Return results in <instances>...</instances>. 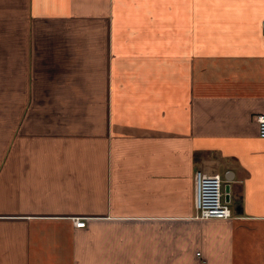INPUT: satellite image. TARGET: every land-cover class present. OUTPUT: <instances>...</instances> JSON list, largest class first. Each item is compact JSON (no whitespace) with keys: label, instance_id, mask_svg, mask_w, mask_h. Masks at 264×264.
<instances>
[{"label":"crops","instance_id":"obj_1","mask_svg":"<svg viewBox=\"0 0 264 264\" xmlns=\"http://www.w3.org/2000/svg\"><path fill=\"white\" fill-rule=\"evenodd\" d=\"M263 20L264 0H0V264H264ZM197 171L233 218L197 217Z\"/></svg>","mask_w":264,"mask_h":264},{"label":"built area","instance_id":"obj_2","mask_svg":"<svg viewBox=\"0 0 264 264\" xmlns=\"http://www.w3.org/2000/svg\"><path fill=\"white\" fill-rule=\"evenodd\" d=\"M262 33L264 35V20L262 22ZM258 133L264 139V113L257 116ZM194 205L199 219H230L233 212L230 201L227 200V193L224 181L219 174L208 175L202 171L195 173L194 183ZM84 220L75 221L76 227H84ZM200 255V253H197Z\"/></svg>","mask_w":264,"mask_h":264},{"label":"water","instance_id":"obj_3","mask_svg":"<svg viewBox=\"0 0 264 264\" xmlns=\"http://www.w3.org/2000/svg\"><path fill=\"white\" fill-rule=\"evenodd\" d=\"M228 181H230V180H228ZM225 191H226V193H227V195H226L227 197H226V198H227L228 201H230V196H229V185H226V187H225Z\"/></svg>","mask_w":264,"mask_h":264},{"label":"rangeland","instance_id":"obj_4","mask_svg":"<svg viewBox=\"0 0 264 264\" xmlns=\"http://www.w3.org/2000/svg\"><path fill=\"white\" fill-rule=\"evenodd\" d=\"M231 207H232V205H231Z\"/></svg>","mask_w":264,"mask_h":264}]
</instances>
